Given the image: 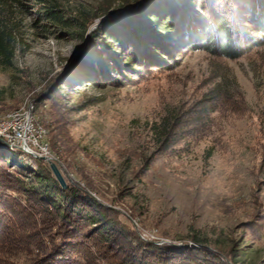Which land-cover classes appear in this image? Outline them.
Instances as JSON below:
<instances>
[{
	"label": "rangeland",
	"instance_id": "rangeland-1",
	"mask_svg": "<svg viewBox=\"0 0 264 264\" xmlns=\"http://www.w3.org/2000/svg\"><path fill=\"white\" fill-rule=\"evenodd\" d=\"M109 1V14L93 19L85 34L79 22L75 29L32 25L41 6L33 1L17 12L15 56L0 66V124L32 109L48 150L0 145V153L24 161L25 179L39 160L51 170L42 157L50 158L67 186L112 207L144 243L220 257L223 250L235 264H264V45L234 59L180 49L155 67L154 58L165 55L151 40L131 49L130 37L131 50L102 49L109 65L116 68L112 56L118 61V78H85L93 32L114 21L122 33L132 31L126 16L153 0H57L65 17ZM175 1L178 9L166 6L175 25L181 7L202 17L207 3ZM134 47L135 63L126 59ZM164 120L175 125L165 145ZM31 219L23 223L37 229ZM32 254L9 258L28 264Z\"/></svg>",
	"mask_w": 264,
	"mask_h": 264
},
{
	"label": "trees",
	"instance_id": "trees-1",
	"mask_svg": "<svg viewBox=\"0 0 264 264\" xmlns=\"http://www.w3.org/2000/svg\"><path fill=\"white\" fill-rule=\"evenodd\" d=\"M30 1L41 4L33 13L32 25H40L42 30H47L49 25L75 29L74 22H79L78 32L82 34L87 32L93 19L109 14L112 7L109 1L96 11L84 10L65 17L57 0H0L1 67L12 65L16 31L20 28L17 12ZM179 1L194 8L205 2ZM169 2L174 3L173 10L179 8L177 5L180 3L175 0H153V4L139 8L137 16H126L132 31L123 34L117 24L119 21H114L113 24H102L93 32L95 49L89 54L85 78L91 74L96 79L112 75L118 78L120 65L115 56L111 62L116 63V68L107 63L102 52L108 44H116L118 50L128 51L142 41L151 40L167 57L154 58L151 66L155 67H165L167 64L163 61L180 49L207 50L214 55L234 59L264 45V0H207L202 5V17L190 13L187 7H181L177 20L179 25L166 16L173 11L166 7ZM165 26L168 29L164 31ZM130 37L133 39L129 41L131 49L126 44ZM176 38L178 42L174 41ZM137 55L139 49L134 47L126 59L135 63ZM53 90L49 93H54ZM162 127L159 134L165 145L175 125L164 120ZM27 168L18 155L11 157L0 153V264H16L9 257L25 251L33 253L28 264H235L228 251L221 250L220 257L195 246L170 249L144 243L120 216L117 217L112 207L77 186L68 184L63 188L42 161L39 160L32 174L27 175L30 179L23 177ZM28 218H32L34 226L39 225L37 229L23 223V219ZM26 230L32 231L27 233ZM97 258L99 261H95Z\"/></svg>",
	"mask_w": 264,
	"mask_h": 264
},
{
	"label": "built area",
	"instance_id": "built-area-1",
	"mask_svg": "<svg viewBox=\"0 0 264 264\" xmlns=\"http://www.w3.org/2000/svg\"><path fill=\"white\" fill-rule=\"evenodd\" d=\"M39 132L33 126V120H28L27 116L18 118L12 124H0V136L10 144L29 150H32L31 147H35L46 153L48 147L44 145L43 140H37Z\"/></svg>",
	"mask_w": 264,
	"mask_h": 264
},
{
	"label": "water",
	"instance_id": "water-1",
	"mask_svg": "<svg viewBox=\"0 0 264 264\" xmlns=\"http://www.w3.org/2000/svg\"><path fill=\"white\" fill-rule=\"evenodd\" d=\"M141 1H144V0H141ZM81 50H82V49H80V50L76 53V55L79 54V52H80ZM76 55H75V56H76ZM75 56H74L73 58H75ZM73 58H72V59H73ZM0 145L4 146V147H6V148L17 147V146H15V145H12V144H10L9 142H7L6 139H2V140H0ZM25 151H28V149H25ZM28 152H29V151H28ZM42 158L47 159V160L49 161V165H50V168H51V170H52L54 176L56 177V179L58 180V182L60 183V185H61L63 188H66V187H67V183H66L65 178H64V176H63V174H62V172H61L59 166L57 165V163L54 162V161H52V160H51L50 158H48V157H44V156H43Z\"/></svg>",
	"mask_w": 264,
	"mask_h": 264
},
{
	"label": "bare ground",
	"instance_id": "bare-ground-1",
	"mask_svg": "<svg viewBox=\"0 0 264 264\" xmlns=\"http://www.w3.org/2000/svg\"><path fill=\"white\" fill-rule=\"evenodd\" d=\"M31 110H28L26 112L18 111L16 113H12L9 115V119L2 121L1 124H12V123L16 122L18 118L27 116L28 120H33V126L36 127L38 129V131L41 132V129L34 122L35 120L33 119L32 115H31V113H32ZM39 133H37V140L39 139V136H40Z\"/></svg>",
	"mask_w": 264,
	"mask_h": 264
}]
</instances>
